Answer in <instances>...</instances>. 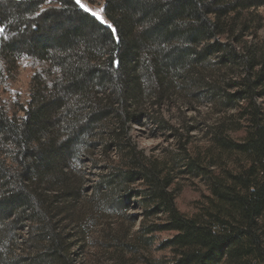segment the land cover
<instances>
[{"label":"trees","instance_id":"obj_1","mask_svg":"<svg viewBox=\"0 0 264 264\" xmlns=\"http://www.w3.org/2000/svg\"><path fill=\"white\" fill-rule=\"evenodd\" d=\"M103 2L115 34L75 0H0V87L33 66L28 100L0 99V264H76L70 227L133 205L112 264H264V0ZM173 95L222 115L203 153L166 161L134 126ZM186 172L209 192L192 215ZM24 228L30 253L10 254Z\"/></svg>","mask_w":264,"mask_h":264},{"label":"rangeland","instance_id":"obj_2","mask_svg":"<svg viewBox=\"0 0 264 264\" xmlns=\"http://www.w3.org/2000/svg\"><path fill=\"white\" fill-rule=\"evenodd\" d=\"M83 2L93 10L102 8V16L106 20L103 0L89 2L83 0ZM258 13L264 21V7L259 9ZM258 37L259 40H264V22ZM18 66V72L12 84L0 87V99L25 103L29 97V82L33 74V66L26 59L20 60ZM176 96L173 95L169 100L154 106L148 111L149 116L143 119L142 125L134 126V137L138 147L147 156L169 161L180 155L183 145L192 156L199 152L203 153L210 146L211 128L217 124L222 114L200 98L183 100ZM175 187L177 207L186 215L194 214L209 195L202 179L188 172L177 179ZM140 212V209L133 205L127 213L113 214L112 211H108L100 214L94 222L83 218L78 225L71 226L70 232L75 236L71 255L76 264H112L116 251L112 248L115 241L112 235L121 232L125 235L122 241L131 242L139 230V223H134L132 217H139ZM170 236V234L156 236L152 248L154 257L169 255L168 250L159 252L157 248ZM26 239L27 228H24L18 232L9 248V253L29 254L27 250L29 244H25Z\"/></svg>","mask_w":264,"mask_h":264},{"label":"snow or ice","instance_id":"obj_3","mask_svg":"<svg viewBox=\"0 0 264 264\" xmlns=\"http://www.w3.org/2000/svg\"><path fill=\"white\" fill-rule=\"evenodd\" d=\"M48 3H51L52 0H47ZM75 4L81 9L83 10L85 13H88L89 15H91L92 17H94L96 20H98L101 24H106L108 28H110L112 30V33L115 34L116 33V29L111 25L108 24V22L104 19V17L102 16V12L103 9H99V10H93L90 7H88L83 0H75ZM39 14V13H38ZM5 32V29L0 27V35H2ZM117 66H118V62H116Z\"/></svg>","mask_w":264,"mask_h":264}]
</instances>
